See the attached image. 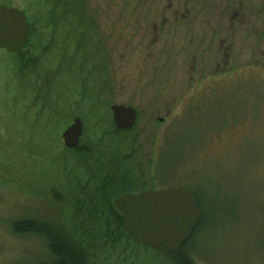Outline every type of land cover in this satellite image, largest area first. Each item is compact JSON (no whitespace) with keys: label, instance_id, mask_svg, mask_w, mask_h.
I'll return each instance as SVG.
<instances>
[{"label":"rangeland","instance_id":"rangeland-1","mask_svg":"<svg viewBox=\"0 0 264 264\" xmlns=\"http://www.w3.org/2000/svg\"><path fill=\"white\" fill-rule=\"evenodd\" d=\"M0 4L36 24L20 51L0 49V264L48 261L51 237L81 228L86 264H178L108 242L94 208L106 179L112 200L190 190L205 217L192 264H264V0ZM114 104L136 109L130 130ZM75 117L82 136L66 147ZM25 219L44 230L15 231Z\"/></svg>","mask_w":264,"mask_h":264},{"label":"water","instance_id":"water-1","mask_svg":"<svg viewBox=\"0 0 264 264\" xmlns=\"http://www.w3.org/2000/svg\"><path fill=\"white\" fill-rule=\"evenodd\" d=\"M30 23L25 10L0 4V48L8 52L21 50L28 42ZM114 122L120 128L134 125L137 111L124 104L111 105ZM83 132L80 117L67 126L62 138L67 147H76ZM124 216V229L136 243L153 248L165 247L178 253L191 237L200 220L197 199L190 190L172 186L126 192L113 199Z\"/></svg>","mask_w":264,"mask_h":264},{"label":"trees","instance_id":"trees-1","mask_svg":"<svg viewBox=\"0 0 264 264\" xmlns=\"http://www.w3.org/2000/svg\"><path fill=\"white\" fill-rule=\"evenodd\" d=\"M52 11L53 9L49 11L48 15ZM28 21L30 23V36H31L34 31V28H36V24L31 23L29 18ZM131 128L132 127L127 129L130 130ZM113 186H114V180L106 179L99 187L98 191H96L99 199L97 201V205H95L94 208H95V212L100 211L103 215L102 217L105 218L104 221L106 226L104 230V234H105L104 237L108 240V242L112 244V246L116 244L115 237L117 238L123 237L127 239L128 243H132V242L135 243L131 235L128 234L124 229L125 226L124 216L113 204V200H112ZM112 220L115 222L112 223L111 222ZM204 220H205L204 214H201L196 229L194 230L191 237L181 247L180 252L178 253L170 252L169 250H167L165 247L162 246L161 249H166L168 253L173 254V256H175V258L178 260L179 262L178 264H192L190 259L192 258L190 254L192 250L190 249L189 245L191 244L192 240L199 234V231L201 230ZM13 229L15 231L24 232V231H41V229L43 228H40L37 221L25 219L15 222ZM88 234L89 232L87 230L81 228V232L79 235L80 239L78 240L75 239L76 241L71 240L69 236H68L69 239L67 237L66 239L65 238L56 239L55 237L52 236L51 237L52 241L49 244L52 247L54 257L48 261H41L34 264H86L84 253L87 250L83 246V242H84V238L86 239V237L89 236Z\"/></svg>","mask_w":264,"mask_h":264},{"label":"flooded vegetation","instance_id":"flooded-vegetation-1","mask_svg":"<svg viewBox=\"0 0 264 264\" xmlns=\"http://www.w3.org/2000/svg\"><path fill=\"white\" fill-rule=\"evenodd\" d=\"M168 188V187H167ZM182 188H184V187H182Z\"/></svg>","mask_w":264,"mask_h":264}]
</instances>
